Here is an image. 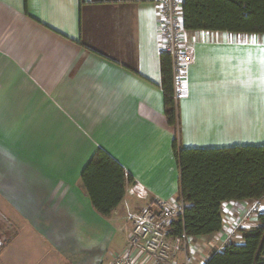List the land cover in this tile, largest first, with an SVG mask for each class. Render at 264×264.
<instances>
[{
    "label": "crops",
    "instance_id": "1",
    "mask_svg": "<svg viewBox=\"0 0 264 264\" xmlns=\"http://www.w3.org/2000/svg\"><path fill=\"white\" fill-rule=\"evenodd\" d=\"M188 37L193 62L175 127L154 0H0V264H108L126 246L132 213L180 197L175 139L179 148L264 144V34ZM101 149L133 178L109 217L82 182ZM221 210V231L193 237L196 264L242 243L264 198ZM183 254L180 246L172 260L182 264ZM133 257L151 264L140 251Z\"/></svg>",
    "mask_w": 264,
    "mask_h": 264
},
{
    "label": "trees",
    "instance_id": "2",
    "mask_svg": "<svg viewBox=\"0 0 264 264\" xmlns=\"http://www.w3.org/2000/svg\"><path fill=\"white\" fill-rule=\"evenodd\" d=\"M183 20L188 31H228L264 34V0H184ZM161 87L165 114L170 125H178V103L174 97L172 60L161 52ZM175 155L181 168V191L188 204L184 220L172 224L175 240L204 237L223 228L222 202L264 198V144L222 148H179ZM133 180L122 164L99 150L82 172L83 186L94 208L105 217L123 201L126 184ZM259 225L240 229L243 242H228L212 253L204 264H264V211Z\"/></svg>",
    "mask_w": 264,
    "mask_h": 264
},
{
    "label": "built area",
    "instance_id": "3",
    "mask_svg": "<svg viewBox=\"0 0 264 264\" xmlns=\"http://www.w3.org/2000/svg\"><path fill=\"white\" fill-rule=\"evenodd\" d=\"M184 0H154L158 17V42L162 52L172 60L174 97L177 103L187 95L188 69L193 62V54L188 47V30L183 20ZM188 204L183 197L176 200H157L151 207L131 214L132 230L121 254H117L108 264H137L133 255L136 251L145 253L151 264H177L173 259L174 251L183 249L182 264H196V246L188 243L185 233L182 239L172 238V224L184 220ZM260 201L256 200L249 207L236 228L246 227L253 213L259 210ZM229 235L227 241H230ZM221 245L217 251L224 248Z\"/></svg>",
    "mask_w": 264,
    "mask_h": 264
},
{
    "label": "rangeland",
    "instance_id": "4",
    "mask_svg": "<svg viewBox=\"0 0 264 264\" xmlns=\"http://www.w3.org/2000/svg\"><path fill=\"white\" fill-rule=\"evenodd\" d=\"M194 240H195V239H194L193 237H189V238H188V243H189V244H192V242L194 243Z\"/></svg>",
    "mask_w": 264,
    "mask_h": 264
}]
</instances>
